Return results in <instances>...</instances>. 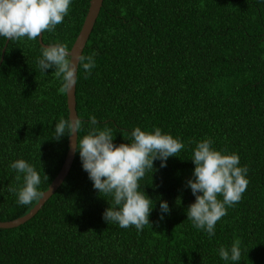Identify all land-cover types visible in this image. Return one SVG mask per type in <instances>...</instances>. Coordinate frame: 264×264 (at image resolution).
<instances>
[{
  "label": "trees",
  "instance_id": "trees-1",
  "mask_svg": "<svg viewBox=\"0 0 264 264\" xmlns=\"http://www.w3.org/2000/svg\"><path fill=\"white\" fill-rule=\"evenodd\" d=\"M89 2L72 0L63 22L42 33L43 44L70 51ZM5 43L0 36V58ZM43 49L38 37L9 40L0 64V222L38 202L18 203L23 174L10 165L23 159L34 166L45 192L68 150L67 135L54 139L55 125L68 119L66 94L54 68L40 70ZM82 55H94L96 66L91 75L81 67L75 87L81 137L94 115L91 127L111 128L117 146L140 127L160 128L185 148L166 167L155 160L139 181L153 200L142 231L105 221L113 197L94 188L76 151L66 179L35 216L0 229V264H263L264 0H103ZM209 138L249 170L242 199L226 206L211 237L187 215L196 201L187 186L193 152ZM164 201L170 212L162 213ZM237 239L241 259H221L219 248L230 250Z\"/></svg>",
  "mask_w": 264,
  "mask_h": 264
},
{
  "label": "clouds",
  "instance_id": "clouds-1",
  "mask_svg": "<svg viewBox=\"0 0 264 264\" xmlns=\"http://www.w3.org/2000/svg\"><path fill=\"white\" fill-rule=\"evenodd\" d=\"M72 0H0V36L8 40L27 37L36 40L44 32H52L69 14ZM41 71L54 68L56 79L62 81L60 94H70L76 86L78 73L82 69L91 75L95 64L94 55L84 56L70 52L68 45L56 43L46 46L38 61ZM84 121L79 116L61 118L55 125V140L79 133L75 150L79 152L83 169L89 174L93 186L100 195L113 197V203L103 214L106 222L117 223L121 228L135 226L142 231L149 224L152 199L141 192L139 181L146 171L154 169L159 159L161 167L167 166L169 157L185 148V144L170 134H162L160 128L154 132L136 127L131 132V142L114 144L113 131L91 127L98 124L97 118L90 117V130L81 137ZM191 143V141L189 142ZM213 141L204 139L196 144L192 160L196 165L193 179L187 181L195 203L187 210L188 219L197 229L205 230L209 237L215 235L217 222L227 214V207L238 203L246 191L249 180L247 166L240 167L238 154H223L212 147ZM10 167L23 174L24 184L18 191V203L31 204L41 201L45 192L39 191L41 176L34 166L23 159L13 162ZM48 179V175L44 177ZM19 181L20 175L16 176ZM10 191H16L9 188ZM202 193V194H201ZM222 196V200L218 197ZM162 213L170 212L169 204L160 205ZM163 218V216H161ZM221 259L239 261L241 241L235 240L230 250L219 248Z\"/></svg>",
  "mask_w": 264,
  "mask_h": 264
},
{
  "label": "water",
  "instance_id": "water-1",
  "mask_svg": "<svg viewBox=\"0 0 264 264\" xmlns=\"http://www.w3.org/2000/svg\"><path fill=\"white\" fill-rule=\"evenodd\" d=\"M103 4V0H90L89 2V8L88 12L85 16L83 25L81 27V30L76 37L70 52H75V54H82L85 45L88 41V38L93 30V27L95 25V22L97 20V17L99 15V12L101 10ZM9 40L6 38V43L4 45V48L2 49V56L0 58V64L3 60V55L5 53V48L8 44ZM38 43L45 48L46 45L42 42V34L38 37ZM76 87V86H75ZM75 87L70 92V94H66V104H67V111H68V118L71 116L75 117L76 114V102H75ZM77 144V134H75L73 137H69L68 141V150L66 152L64 162L61 166L60 171L58 172L57 176L54 178V180L51 182V184L48 186V189L45 191V197L38 201L33 208L29 210L27 214H25L22 217H19L15 220L8 221V222H0V229H13L16 227H19L29 221L31 218L35 216V214L42 208V206L45 204V202L57 191V189L62 185L64 180L66 179L67 175L70 172V169L72 167L74 157H75V145ZM264 264V263H263Z\"/></svg>",
  "mask_w": 264,
  "mask_h": 264
}]
</instances>
